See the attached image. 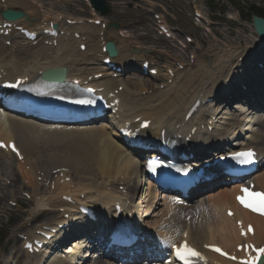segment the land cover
Returning a JSON list of instances; mask_svg holds the SVG:
<instances>
[{
  "label": "bare ground",
  "instance_id": "6f19581e",
  "mask_svg": "<svg viewBox=\"0 0 264 264\" xmlns=\"http://www.w3.org/2000/svg\"><path fill=\"white\" fill-rule=\"evenodd\" d=\"M27 3L28 0H6L5 5L7 6L3 7L4 10H7L8 6L27 7ZM28 4L29 8L27 9L31 11L30 15L33 16L38 13V10L34 11V8L38 7L37 5L33 4L31 0ZM18 22H15L17 26H22L24 29L32 32L37 30L33 24L25 19ZM58 25L60 27L59 32L63 31L65 37L55 39L41 35L42 41L36 46L23 39L12 42L13 49L18 44H21V46L19 45L20 48H17V54L15 53L10 58L7 57L11 64H8V62L6 64L4 60L0 61L1 68H4L7 72L2 82L14 81L17 77L28 78L36 82L40 78V71L66 68V77L82 78L83 80H88L90 76L93 77L103 73L105 77L99 84L106 86L110 92L123 85L122 82L119 83L116 80L109 79V76L113 73H108L107 69L98 63L105 58L103 56L100 61L98 60L102 53V47H104L102 43L105 41L104 39L101 41L100 36L103 30L100 27L88 23L68 26L66 22H63ZM77 32H81L83 36L87 37L90 35L86 41L87 49L85 52H81L75 46L77 43L79 46L85 43L78 42L74 38V34ZM108 34L109 39L113 35H119L115 31H110ZM253 34L257 38L256 45L260 44L255 58L250 60L244 58L241 63L239 59L244 57L243 52L245 50H241V52L238 49L230 52L215 50L214 56L217 58L213 59L212 66L207 65L205 61H201L197 55L196 64L187 67L182 75L177 73L172 86H165L168 91L161 92L159 90L160 92L156 95L141 97V95H136L142 87L140 84H138L140 87L136 83L125 86L124 91L119 95L121 111L123 108L125 109L122 127L129 123L131 127L137 129L139 124L135 123L136 119L150 120L151 126L145 131L147 135L160 138L162 131H164L165 137H172L181 143H184L188 138H192L191 133L196 129L197 136L191 143L186 145L192 147L191 144H194L197 151L196 155L199 158L195 157L189 164L199 163L203 160L201 157H207L205 158L207 161L212 160L213 157L207 153V149L218 148L220 143L221 145L222 143L227 144L230 140L233 142L231 143L232 146H239L240 149L256 147L264 158V113L250 110L247 106H244V108L237 106V115L228 123L220 124L218 119H222L218 117L217 111L213 109L214 102H212L211 106L203 107L191 120L188 122L185 120L190 107L201 97L204 101L211 97L220 100L224 96H228L225 98L227 104L231 100H243L244 93L239 88L241 85L249 86L245 97L250 95L253 97V99L249 97L253 103L246 100L247 103L251 106L255 105L256 108H264V75L262 77L249 69L243 74L238 71V69L241 70L242 67L248 66L244 64L260 62L264 64V43L258 39L255 32ZM92 36H96V40H91ZM128 37L125 35L124 39H128ZM177 38L179 37L177 36ZM55 41L57 42L56 46L45 45V42L54 43ZM118 41L119 45L117 41L114 42L120 52V45L125 43L126 40L119 38ZM12 46L8 49H11ZM4 48L7 49L1 43L0 51H3ZM120 53L116 60L125 71L132 66L131 59H141L140 54L130 55L127 56L128 58L122 59ZM5 54L0 56H6ZM258 56H261L260 61ZM4 63L5 67L2 66ZM227 83H230V85L227 86ZM0 126L2 139L6 141L15 140L18 147L21 148L22 154L25 155L23 165L31 163L32 169L26 178L28 185L34 186L33 196L36 198V208L54 212L55 210H66L63 214L58 215L53 223L44 226L56 228L60 224H69V227L60 231L61 233L58 236L64 238L70 232L74 235L77 233L83 236L70 243L64 251L58 252V250L57 253L56 251L52 253L50 250L46 251L45 249L43 250L44 253H39V255L31 256L28 254L27 258L32 263H108L109 255L97 257V251H95L99 250L97 242L102 239V233L98 231L97 227L89 223L86 217L83 216L74 217L73 220L64 218L65 214H70V218L74 213L77 215L78 210L75 208L83 204L92 205L99 213L101 224H105L107 228H113L115 225L114 219L116 218L111 214H116V203L123 207L125 212L121 216L124 218L128 213L136 212L137 219L132 216L130 221L126 220L125 222L128 226L127 229L131 230L130 227H134L136 229L134 233L145 238L146 241L142 243V248L155 246V248L162 247L167 251L177 244L186 233L187 240L198 249L218 243L233 250L242 240L236 228L238 219L243 220L245 223H253L256 230L253 240L259 246L264 245V242H261V239L262 241L264 239V220L241 210L237 206L234 200L238 190L236 186L220 189L217 195H209L208 200L203 196L196 201L198 199L196 196L192 197L190 202H183L175 197H167L162 201L159 200L158 203V194L154 185L150 183L147 185L145 182L143 161L133 151H128L122 146L119 133L110 125L105 123H102L103 127H97L96 125H45L1 113ZM210 126H214L212 133L208 131ZM202 127H205V129L202 130ZM199 139L201 142H199ZM6 154L11 155L10 153ZM6 154L0 150V165L3 160H12ZM226 154L223 156H226ZM139 155L142 154L139 153ZM2 156L4 159H2ZM38 160H41L42 166H39L40 161ZM34 161H37L38 164L35 165ZM23 165L20 163L18 169ZM42 168L43 175L51 179H54L55 176L52 171L68 169L67 175L71 176V182L60 185L57 181L54 191L48 189L45 192L37 193L35 188L38 187H36L38 177H43L41 176L42 173L38 171H41ZM263 173L257 174L254 180L256 188L264 191ZM30 179L34 182L29 183ZM146 185L148 187L145 189L143 197H141L140 193ZM120 188H122V192H120ZM83 195L85 199L81 200ZM218 195L219 197H217ZM63 197H73L75 200L69 203L64 201ZM145 200L147 201L145 202ZM156 204H158V207L164 206L163 215H165L162 218V223H159L160 226L157 228L152 227L145 221L151 210L155 209ZM165 208H167L166 212ZM228 209L235 212L234 217L231 219L225 215ZM102 210L104 214H102ZM158 210L153 215L154 218L158 216ZM219 215L224 218V221H220ZM143 218L145 220L142 222ZM75 220H77V224L74 225ZM41 229L42 227L39 228V230ZM86 233L89 236L87 239H85ZM34 237L42 240L36 233ZM220 238L227 239L220 242ZM60 240L61 238L55 239L53 237L51 246L53 247ZM207 254L215 262L231 264L213 254Z\"/></svg>",
  "mask_w": 264,
  "mask_h": 264
},
{
  "label": "rangeland",
  "instance_id": "374dc122",
  "mask_svg": "<svg viewBox=\"0 0 264 264\" xmlns=\"http://www.w3.org/2000/svg\"><path fill=\"white\" fill-rule=\"evenodd\" d=\"M107 1L112 5V12L108 16H103V18L109 25L118 24L120 26V30L129 36L128 39H121L124 41L126 40L125 43L120 45V58L122 59L128 58L130 55L140 54L142 55V60H153L154 62H159L160 66L163 67L166 64L176 63L177 60L179 62L193 64L192 54H195L196 57L197 55L200 57L199 59L201 61H205L207 65L212 66L214 60L217 58L214 56L215 50L225 51L226 48H228V51L238 49L241 52L243 49L246 50L243 52L244 56L246 55L248 58H254L257 56L256 51L258 50L260 44L256 45L257 41L253 34L252 16L254 15V12L252 7L256 9L259 8L264 12V0H214L213 9L207 5L210 0H137L136 2H130L128 0ZM36 2L40 7V15L32 16L30 15V10L27 9L28 11H26V8L29 6V0L26 4L27 7L19 6L16 8L14 6H8V8L10 7L9 9L16 11H24L28 15L29 22L35 24L34 26H42V23H45L48 20L56 21L57 17L61 18L62 16H66L71 19L83 18L84 20H90L93 18L92 11H90V8L85 4L84 0H36ZM2 6L3 4L0 3V8H2ZM137 6L144 8V10H138L136 8ZM194 9L200 10L205 17V20L202 21L203 26L200 28L194 20ZM154 14L162 15L166 19L170 28L173 29L174 33H176L179 37L177 39H180L185 44L187 49L186 47H180V45L172 40H168L158 34ZM241 14H243L244 19L241 18ZM258 15L264 17V14L262 13H259ZM209 23L211 26H209ZM109 30L113 31L111 28ZM109 30L107 31L108 33L110 32ZM214 33H216L217 38ZM186 36L193 38L194 43L188 44L185 40ZM95 38L96 36L93 37L92 40ZM107 38L111 41H117V44L119 43V36L113 35L110 37L111 39H109L108 36ZM1 43L6 46V40H1L0 44ZM19 45L21 46V44L14 46V49L12 46L11 49L13 51L8 48H4L3 51L1 50L0 55H4L6 52L8 53L5 54L6 56H0V61L4 60L6 64L7 62L8 64H11L8 59L13 57L15 53L17 54V51L20 48ZM136 49H138V51H135ZM52 53L54 52L52 51ZM174 58H176V61L173 60ZM5 63L2 66L5 67ZM138 64L139 63H135L133 67L137 68ZM188 64H185V69L191 66ZM194 64H196V62ZM133 67L126 71V77L129 78V81H132L128 83L129 85L136 83L137 85L140 84V86H142L137 92L139 93L142 89H144L140 92L139 96L141 95V97H147L149 95L152 96L153 94L156 95V93H159L160 91H165L162 89L163 85H159V82L140 76H134L132 73V69H134ZM185 69L182 72H184ZM251 69L252 68H249V70ZM238 71L243 74L247 71V69L242 68L241 70L238 69ZM251 71H254V69ZM182 72L177 73L182 75ZM163 74L168 75L166 72ZM150 83L153 85H149ZM143 84L146 85V87ZM153 86H155L154 89ZM149 88H152L153 90ZM156 89H159L160 91L157 90L156 92H153ZM166 91H168V89H166ZM137 93L136 95L138 96ZM237 106L244 108V104L238 103V101H234L232 104H227V101L224 100L218 102L216 105L214 104L213 109L217 111L218 117L222 119H218L220 121L219 123H228L231 119H233L238 112L236 110ZM229 142L230 144L233 143L231 140ZM2 159H4L3 156ZM38 161H40L39 166H42L43 164H41V160ZM34 162L35 165L38 164L37 161ZM19 164L20 163H17L12 159L11 161L3 160L0 165V175H3L1 178L0 184L2 185H0V188L3 190V193L4 189L8 191L6 193L8 198L0 201V264H24L26 262L27 259L25 256L23 257L19 241L16 240V233L23 231L30 232L33 228L31 227L32 217L39 213V211L34 210L35 205L33 203L23 198L21 199L24 201L23 205L26 207L25 213L17 212L14 208L8 206V202L10 200L16 202V199H14L13 196L16 197L18 193H22L23 191L30 193L32 190V187H28L21 179V176H25V179L27 180L26 177L29 176L32 169V166L30 165L31 163L25 165L22 164L23 166L18 169ZM41 171L43 172V168ZM4 176L8 177L10 181L13 180V184L11 186H3L5 184ZM30 182H34V180L30 179L29 183ZM146 188L147 186H145L144 190L141 191V197L145 194ZM218 192L219 189H216L211 193L205 194L204 198L208 200L209 195H217ZM217 197H219V195ZM146 201L147 200H145V202ZM3 205H6V207L1 209V206ZM143 206L145 207V204ZM158 209V216L156 218H154V216H150V218L145 220L155 228L160 226L159 223H162V218L165 216L163 215L164 206L162 205L158 207ZM166 211L167 208H165V212ZM220 215V221H224V218ZM53 218L54 217L51 215H46L40 220L49 221ZM225 239L220 238L219 241L223 242ZM261 242H264V239L263 241L261 239Z\"/></svg>",
  "mask_w": 264,
  "mask_h": 264
},
{
  "label": "snow or ice",
  "instance_id": "6c2138e0",
  "mask_svg": "<svg viewBox=\"0 0 264 264\" xmlns=\"http://www.w3.org/2000/svg\"><path fill=\"white\" fill-rule=\"evenodd\" d=\"M84 101H78V103H83ZM3 144H0V147H3ZM13 151H15V146H12ZM254 153L252 151L241 152L237 154V157L240 158V163H251ZM243 191L247 192V189H243ZM259 197L260 194H256ZM242 203H245V206L252 207L254 211H262L264 212V207H257L255 204H248L245 200L241 199ZM251 230V229H249ZM251 247V246H250ZM216 251H220L219 249H215ZM256 256L249 258L246 261H242V264H256V262L260 259L261 255H264V249H256ZM176 254L181 260H187L188 255L199 256L200 254L190 249L187 244H185L182 248L176 249ZM234 259V258H233Z\"/></svg>",
  "mask_w": 264,
  "mask_h": 264
},
{
  "label": "water",
  "instance_id": "95a60500",
  "mask_svg": "<svg viewBox=\"0 0 264 264\" xmlns=\"http://www.w3.org/2000/svg\"><path fill=\"white\" fill-rule=\"evenodd\" d=\"M93 4L96 8H98L99 10H101L104 14H108L110 12L108 7H105V3L103 0H93ZM22 15L21 14H7V18L9 19H16V18H20ZM253 25L254 28L257 32L258 37L264 42V19L254 16L253 17ZM108 48H109V54L113 57H116L118 55V52L115 48V46L112 43L108 44ZM58 73L64 72L63 70H59L57 71ZM52 73L51 72H48Z\"/></svg>",
  "mask_w": 264,
  "mask_h": 264
},
{
  "label": "trees",
  "instance_id": "16d2710c",
  "mask_svg": "<svg viewBox=\"0 0 264 264\" xmlns=\"http://www.w3.org/2000/svg\"><path fill=\"white\" fill-rule=\"evenodd\" d=\"M211 4H213V2H212ZM211 4H210V5H211ZM252 9H253L254 11H262L261 9H255L254 7H252Z\"/></svg>",
  "mask_w": 264,
  "mask_h": 264
}]
</instances>
